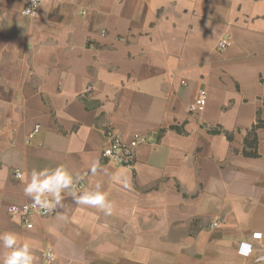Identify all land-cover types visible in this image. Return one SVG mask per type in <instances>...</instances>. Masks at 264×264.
I'll return each instance as SVG.
<instances>
[{"label": "crops", "instance_id": "1", "mask_svg": "<svg viewBox=\"0 0 264 264\" xmlns=\"http://www.w3.org/2000/svg\"><path fill=\"white\" fill-rule=\"evenodd\" d=\"M25 4L0 0V234L36 264L48 247L54 264H264V0H45L36 19ZM109 129L147 138L133 167L102 157ZM58 165L83 189L28 229L8 208ZM97 183L111 215L73 199Z\"/></svg>", "mask_w": 264, "mask_h": 264}, {"label": "clouds", "instance_id": "2", "mask_svg": "<svg viewBox=\"0 0 264 264\" xmlns=\"http://www.w3.org/2000/svg\"><path fill=\"white\" fill-rule=\"evenodd\" d=\"M36 2L37 0H34V3ZM98 166L99 161L91 165L90 172L93 175L97 173ZM77 179L78 177H74L64 165H58L54 169H33L24 193L32 200L34 206L46 212L51 211L62 206V194L73 189ZM100 189L101 185L97 183L94 190L85 191L78 196L73 193V199L78 205L98 207L105 215H111L113 204L107 200L108 194ZM10 211L14 212L15 209H10ZM61 218L67 219L66 216H61ZM0 242L4 248L11 250L0 261V264H36L35 249L30 241L25 240L20 243L17 234L5 232L0 234ZM248 247L250 254L251 245Z\"/></svg>", "mask_w": 264, "mask_h": 264}, {"label": "built area", "instance_id": "3", "mask_svg": "<svg viewBox=\"0 0 264 264\" xmlns=\"http://www.w3.org/2000/svg\"><path fill=\"white\" fill-rule=\"evenodd\" d=\"M45 0H37L34 3V0H26V4L24 9L22 10V15L29 19H36L40 15L41 8L43 6ZM232 45V42L229 39L222 40L219 45V51H225ZM91 90V89H90ZM208 104V94L205 89H201L198 92V96L195 102L190 106V113H201L203 112ZM40 128L37 127L34 131L35 134L39 132ZM107 139L108 143L105 146L102 157L106 160L112 162L116 166L119 167H127L131 168L135 164L136 159V150L140 145L145 144L147 142V138L140 134H135L128 141L124 140L123 137L114 129H109L107 131ZM22 172L20 170H16V178H22ZM75 188L78 190L83 189L82 183H77ZM15 209L14 212H11L10 209ZM8 213L12 217H21L23 219V223L26 225L28 229L33 228V224L31 222L32 217H47L54 214V209L51 211H45L41 208L34 206L33 203H25L22 205H12L8 208ZM261 234H254V239H261ZM248 243H243L240 246L239 252L246 256H249L253 253V248L251 246V252L249 254V246ZM55 261V252L52 247H48L45 251V262L46 264H54Z\"/></svg>", "mask_w": 264, "mask_h": 264}]
</instances>
